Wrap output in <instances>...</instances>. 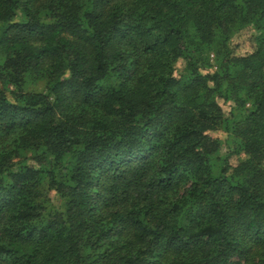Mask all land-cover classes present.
Masks as SVG:
<instances>
[{"label": "trees", "instance_id": "trees-1", "mask_svg": "<svg viewBox=\"0 0 264 264\" xmlns=\"http://www.w3.org/2000/svg\"><path fill=\"white\" fill-rule=\"evenodd\" d=\"M0 264H264V0H0Z\"/></svg>", "mask_w": 264, "mask_h": 264}, {"label": "rangeland", "instance_id": "rangeland-1", "mask_svg": "<svg viewBox=\"0 0 264 264\" xmlns=\"http://www.w3.org/2000/svg\"><path fill=\"white\" fill-rule=\"evenodd\" d=\"M256 33L252 30H250L249 34L244 37H235L231 40V46L235 52L236 55H246L249 52H251L254 48V42L253 37H255ZM210 63L213 66V70H215V63L214 58L210 54L209 55ZM184 64L182 62H178L176 65V72L175 74L178 75L181 70H183ZM25 89L27 91H34L36 93H45L46 91V83L45 79L39 78L35 80H29V82L26 83ZM219 104L222 108V110L225 113H228L230 108L233 109V114L235 118L238 120L240 118L246 117L247 112L252 110V107L247 104L245 105V108L242 111H239L236 109V107L232 103H223L221 100L219 101ZM215 135L219 136L220 138L224 139L226 135L224 133H216ZM238 147V141L237 139L229 135L227 136V140L223 143V145L220 146V148L216 152V156L221 158L225 154H227L230 151L235 150ZM240 158L244 159V154H241ZM237 157H234L232 160V164L236 163ZM50 196H53V193L50 194Z\"/></svg>", "mask_w": 264, "mask_h": 264}]
</instances>
